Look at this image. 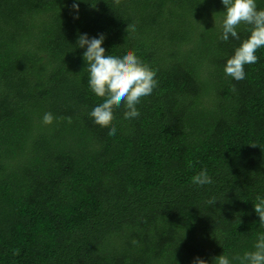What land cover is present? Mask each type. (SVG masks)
<instances>
[{
  "label": "trees",
  "instance_id": "16d2710c",
  "mask_svg": "<svg viewBox=\"0 0 264 264\" xmlns=\"http://www.w3.org/2000/svg\"><path fill=\"white\" fill-rule=\"evenodd\" d=\"M224 10L221 0H0V264H239L255 250L264 48L245 79L226 76L249 33L220 40ZM82 34L156 72L138 118L114 109V136L89 116L102 99ZM204 169L213 183L195 185Z\"/></svg>",
  "mask_w": 264,
  "mask_h": 264
},
{
  "label": "clouds",
  "instance_id": "9594fccd",
  "mask_svg": "<svg viewBox=\"0 0 264 264\" xmlns=\"http://www.w3.org/2000/svg\"><path fill=\"white\" fill-rule=\"evenodd\" d=\"M116 2L119 3V0ZM221 3L225 10L221 22L220 40L227 42L230 37L241 40L238 29L241 25L248 26L249 35L241 40L224 66L226 76L241 81L246 77L245 66L257 63L256 52L264 48V9H258L256 0H221ZM72 7L78 11L76 2ZM104 39L103 34L98 38H89L87 34H82L78 37L76 46L86 47L83 59L87 64L89 89L102 99V102L91 110L89 116L95 124L108 128L109 136H114L117 132L113 124L114 109L123 105L125 120L138 118L140 112L137 105L142 98L152 94L158 82L155 79V70L145 64L134 51L128 50L123 56L106 54L102 47ZM233 91H235V86H233ZM55 119L51 112H46L42 123L52 125ZM63 119L71 123V117ZM252 146L255 147V145ZM191 179L198 186L213 183L206 169L201 170ZM256 201L253 204L254 211L259 217V223L264 227V198L257 196ZM207 203L215 204V197L209 199ZM254 249V251L244 252L242 256L237 255L234 259L238 260L239 264H264V234L258 235ZM14 254H18V250ZM215 259L217 264H230L229 258L225 255H220ZM195 264H206V262L196 258Z\"/></svg>",
  "mask_w": 264,
  "mask_h": 264
}]
</instances>
